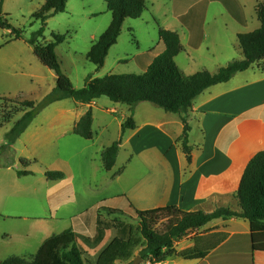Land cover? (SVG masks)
Masks as SVG:
<instances>
[{
	"label": "crops",
	"instance_id": "1",
	"mask_svg": "<svg viewBox=\"0 0 264 264\" xmlns=\"http://www.w3.org/2000/svg\"><path fill=\"white\" fill-rule=\"evenodd\" d=\"M169 1L173 18L164 28L179 34L185 48L184 52L189 55L188 68L195 63L192 55L201 52L209 41L210 30L216 33L220 32V28L229 30L232 27L235 30L234 37L237 39L238 34L260 27L250 28L245 10L248 6L254 9L257 0H236L240 5L244 23L238 21L229 12L221 17H207L208 14L204 12L212 5L210 0ZM176 8L179 14L175 13ZM152 18L157 19L154 14ZM219 22L223 25L220 26ZM18 41L4 47L0 46V53L10 49L9 47ZM27 48L34 53L30 44ZM150 51L151 55L139 62L144 71L160 54L159 42ZM240 56L242 57V54ZM179 57L180 55L176 58V63ZM6 59L7 61L4 62L3 57H0V98L34 101L39 99L38 96H45L53 90L57 76L52 75L49 72L51 70L45 69L38 58L39 62L34 58H25L19 52L18 55ZM229 62L230 60L227 63ZM225 64H218L216 70ZM180 70L186 75H193L187 74L189 71L185 69ZM63 101L56 102L55 109L45 113L44 121L36 129L31 128L35 123L34 119L18 139V142L23 143L24 149H35L39 144L50 148L62 140L70 142L71 135H75L74 127L89 110L93 112V124L103 118V127L106 128L109 127L110 122L116 121L120 130L119 138L128 113L133 114L136 122L135 130L125 132L119 152V155L122 150L128 152L129 159L116 172L115 169L119 166L118 155L115 167L107 171L105 185L109 187L115 181H122L131 165L136 169V176L133 177L130 186L122 187L120 191L94 202V207H103L104 203H109L110 209L122 210L118 207L119 204L123 205V202H119L122 200L130 208V213L135 210L144 211L166 206H177L186 212L213 213L222 207H229L236 212L241 211L236 193L245 168L257 153L264 151V72L257 64L247 71L236 74L228 82L207 89L193 102L192 110L187 115L192 128L189 138L190 146L193 148L190 165L181 145L177 143L184 129L180 115L167 113L149 103H140L134 110L128 106L129 109L127 113L124 111L121 120L117 118L108 120L107 115L117 114L118 108L113 106L99 108L96 101L89 105L75 103L71 107ZM107 105V102L103 103V106ZM95 141L94 137L92 142ZM106 148L103 147L101 155ZM23 154L24 160L29 163L35 162V159L33 161L25 153ZM31 163L26 168L27 171H31L29 169ZM61 164L66 166L64 160L57 158L53 161V165H50V170L63 171L65 178L58 181L48 180L50 185H55V189H51L44 198L46 199L44 209L49 217L42 220L43 224L39 226V233L36 234L34 248H37V252L47 240L65 231H71L75 235L72 229L57 231L55 225L49 222L58 220L55 216L62 209L69 207L68 211L72 214L83 212L76 211L79 198L77 189L72 183L73 176L70 171L60 169L58 166ZM11 168L4 167V163L0 165V181ZM17 172L14 176L17 175L18 179L27 177H18ZM73 194L75 198L72 200ZM11 199L10 194L0 191V220L3 222L16 217L6 212L9 208L6 206L11 203ZM75 216L77 221H81L78 215ZM110 232L111 230L106 231L101 239L90 247L83 246L87 254L93 257L92 263L114 239ZM81 234L87 238L96 237V232L90 235ZM12 236L10 229L5 230L2 241H9ZM77 244L80 246V243ZM193 248L206 254V257L184 260L175 256L159 264H264V253L252 251L251 225L245 219L235 217L216 219L176 243L178 253Z\"/></svg>",
	"mask_w": 264,
	"mask_h": 264
},
{
	"label": "trees",
	"instance_id": "2",
	"mask_svg": "<svg viewBox=\"0 0 264 264\" xmlns=\"http://www.w3.org/2000/svg\"><path fill=\"white\" fill-rule=\"evenodd\" d=\"M5 0H0V8ZM226 10L238 21L243 22L240 5L236 0H221ZM107 9L112 15L109 28L92 43L87 59L96 66L97 70L104 67L110 49L117 44L127 19H140L148 10L145 0H105ZM68 0H46L42 8L33 14L35 20L40 21L42 28L33 34L29 44L40 63L57 76L56 87L39 103L23 101L19 105L26 108L24 115L14 123L7 133L8 144L0 150H10V146L24 134L36 116L49 105L66 99H72L76 104L89 105L102 97L112 102L124 104L131 108L140 103H150L167 113L181 116L184 125L182 135L177 139L181 145L187 162L192 163L193 148L190 146L192 128L187 115L193 107V102L207 89L228 82L236 74L247 71L253 65L264 72V0L256 6V15L260 27L246 33L238 34V46L242 57L234 59L216 72L204 70L193 75H186L180 70L176 58L185 51L178 33L159 26L160 54L141 75L110 74L102 78L89 76L85 86L75 89L70 78L63 73L62 63L56 52L67 36L52 33L54 41L39 42L43 36L47 21L59 13H64ZM7 14H0V29L11 30L14 40L22 38V31L12 26ZM5 98V97H4ZM0 98V99H4ZM9 113L0 119V127L10 124L14 119ZM137 128L133 114L126 118L122 125L121 137L102 153L105 171H111L117 162L124 134L127 130ZM73 133L87 141L94 140L93 113L89 110L74 127ZM1 159V156H0ZM24 168L29 161L21 160ZM12 162H5L4 167H11ZM18 177L33 176L32 171L20 170ZM45 177L49 181L65 178L60 171H46ZM236 200L241 209L236 212L229 207H222L213 213L186 212L177 206H166L150 210H135L138 226L125 222L122 218L127 214L116 209L102 208L98 213L96 237L86 238V244L93 245L106 231L119 230L122 234L116 237L99 255L96 262H90L86 252L76 242L71 231L47 240L39 251L30 256H13L0 264H134L136 258L129 262L134 249L146 242L139 257L148 264L166 262L169 258L180 257L184 260L203 259L206 254L196 248L177 252L176 243L216 219L240 218L250 222L251 248L253 252L264 253V151L257 153L245 168ZM102 211L107 213L103 216ZM103 218H105L103 220ZM136 230L141 238L135 237Z\"/></svg>",
	"mask_w": 264,
	"mask_h": 264
},
{
	"label": "rangeland",
	"instance_id": "3",
	"mask_svg": "<svg viewBox=\"0 0 264 264\" xmlns=\"http://www.w3.org/2000/svg\"><path fill=\"white\" fill-rule=\"evenodd\" d=\"M45 1L46 0L4 1L3 6L0 8V14L4 17L7 14V18L12 26L22 31V38L17 43L11 45L9 47L10 49L0 53V57H3L4 62L7 61L6 57L16 56L19 52L25 58H34L37 60L33 51L32 53L28 51L27 46H29V40L32 38L33 34L42 28L41 22L35 20L33 14L42 8ZM145 1L148 10L140 19L126 20L117 44L110 49L105 65L100 70H97L96 66L87 59V55L93 41H96L109 28L112 21V15L107 9L105 0H68L66 11L54 15L47 21L43 36L39 38V42L44 44L45 42L54 41L52 33L67 36L66 41L57 47L56 52L62 63L63 73L70 78L75 89L83 88L89 76L92 78H102L110 74L141 75L144 70L139 62L144 58H148V56L151 55L150 49L155 48L159 42V26L164 27L169 25V22L173 18L171 17L170 11H172V9L169 0ZM210 1H212V5H209L210 7H208L207 10L205 9L204 12V14H208L207 17L213 18L227 15L228 11L221 0ZM259 2L260 0H257V4ZM245 10L249 19L250 28L252 29L260 26V22L256 15V7L252 9L248 6ZM175 13L179 14L177 8L175 9ZM152 14L156 16V20L152 18ZM218 24L220 26L223 25L221 22ZM219 31L220 32L214 33L210 30V39L206 42L204 48L201 52L192 55L195 60V63H192V67L188 68L187 66L189 55L185 52L180 54L177 61L178 67L189 71L187 74H195L205 69L214 73L219 67L218 64L223 65L233 58L238 59L241 57L238 40L234 37L235 30L231 27L229 30L220 28ZM11 32V30L0 29V46L4 47L7 44L17 41L14 40L15 35ZM44 68L48 69L45 66ZM49 72L54 76L56 75L54 71ZM51 82L53 83V81ZM55 87L56 84H54L52 88L54 89ZM51 91L52 90H50V92ZM47 95L38 96L39 99L33 102L39 103ZM20 102L23 101L9 97L0 99V119L9 113L15 114L10 124L0 127L1 147L8 144L7 133L11 130L14 123L24 115L22 111L26 108L19 105ZM63 102H67L71 107L73 104L75 105L72 99H66ZM96 102H98L99 108L112 106L118 108L117 114L107 115L106 119L108 120H112L113 118L121 120L124 111L127 113L129 109L127 105L114 103L107 97L97 99ZM104 102H107L108 105L103 106ZM56 106L57 104L53 103L40 112L35 118V123L32 125L30 124L31 128L36 129L40 127L41 123L44 121L45 113L55 109ZM134 109L135 107L133 110ZM129 116L130 114L128 113V117ZM93 125L95 143L87 141L75 134L71 135L72 139L70 142H68V140H62L56 142L50 148L43 144H39L35 149H24L22 146L23 143L17 140L13 147L12 145L10 146L9 151L4 149L0 150V165L8 161L12 162L11 170L5 173V176L1 178L0 191L12 196L11 203L9 202L6 206V208L9 207L6 212L16 216L15 218L8 219L6 222L0 220V262L6 261L12 256H21L23 254L30 256L29 253L37 252V248H34L36 244L34 242L37 237L36 234L39 233V226L43 224L42 220H44L45 217H49L47 211L44 209L46 203V199L44 198L51 189H55V185H50V183H48L49 181L45 177V172L61 171L58 169L50 170V165H53V161L57 158L64 160L66 163V166L61 164L58 167L62 170L70 171L73 176L72 183L77 189L79 198L76 211L77 213L83 212L81 214H72L68 211L69 207H67L65 210L62 209L60 213L55 216L58 220L49 222L55 225L57 231L72 229L75 233L76 241L80 243L83 250V246H88V244H86L85 241L87 237L81 233L85 235L94 234L96 232L95 228H97V214L102 208L110 209L109 207L111 205L109 203H104L103 207L99 206L96 208L94 207V202L120 191L122 187L132 184L133 177L136 176V169L133 168L134 165L129 167V172L123 177L122 181H115L109 187L105 185L107 171H105L103 167L101 151L103 147H108L113 141L119 138L120 130L116 121L110 122L109 127L104 128L103 118H100ZM30 151L35 152V154H32ZM23 153L33 161L35 159V162H30L31 165L29 168L34 175L18 179L17 175L14 176L16 171L26 170L21 164V160H24ZM128 159V152L122 150L119 155V166L115 169L116 172L122 165H125ZM74 198L75 194H73L71 199L73 200ZM119 202H123V205L119 204L118 206L122 209L120 211L127 214V217L122 219L137 228L138 220L135 211L130 213V208L125 204V201L121 200ZM75 215H78L81 221H77ZM102 215L105 216L107 213L102 211ZM104 219L105 218H103V220ZM80 224L83 225L80 226ZM8 229L11 230L13 236L11 240H5L4 242L2 241L4 239L2 234ZM110 234L112 235V239L122 236L119 230H111ZM135 237L141 238L139 230H136ZM145 245L146 242L142 239L141 246L134 249L129 262L139 257L140 251ZM88 247H90V245ZM86 257L92 262V256L87 254ZM116 264L120 263L118 262ZM139 264L148 263L141 261Z\"/></svg>",
	"mask_w": 264,
	"mask_h": 264
},
{
	"label": "water",
	"instance_id": "4",
	"mask_svg": "<svg viewBox=\"0 0 264 264\" xmlns=\"http://www.w3.org/2000/svg\"><path fill=\"white\" fill-rule=\"evenodd\" d=\"M142 261L140 257H137L136 260L134 261V264H139Z\"/></svg>",
	"mask_w": 264,
	"mask_h": 264
}]
</instances>
